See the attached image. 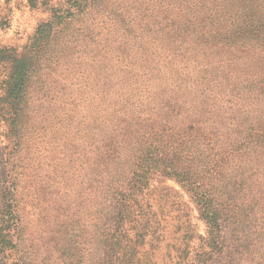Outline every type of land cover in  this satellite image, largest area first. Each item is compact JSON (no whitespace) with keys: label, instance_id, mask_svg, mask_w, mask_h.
<instances>
[{"label":"trees","instance_id":"16d2710c","mask_svg":"<svg viewBox=\"0 0 264 264\" xmlns=\"http://www.w3.org/2000/svg\"><path fill=\"white\" fill-rule=\"evenodd\" d=\"M30 4L48 18L23 48L0 46V264H19L44 144L93 222L79 264H151L139 248L161 220L134 200L159 167L208 223L191 251L182 221L172 264H264V0Z\"/></svg>","mask_w":264,"mask_h":264},{"label":"rangeland","instance_id":"374dc122","mask_svg":"<svg viewBox=\"0 0 264 264\" xmlns=\"http://www.w3.org/2000/svg\"><path fill=\"white\" fill-rule=\"evenodd\" d=\"M49 1L55 4L61 0ZM48 16L44 7L35 8L30 0H0V22H3L0 25V46L23 48L38 24ZM7 72V68L0 64V95L1 81ZM6 131L7 125L2 120L0 149L6 143ZM61 136V132L56 133V139ZM75 138L77 137L72 139ZM46 147L45 144L42 145L44 157L34 163L36 174L27 207L23 209L19 252L11 256V260L18 261L19 264H79L96 245L93 222L89 221L91 216L88 217L86 209L79 207L77 196L80 187L68 178L59 176L61 172L57 167V158L55 155L51 156L50 150H45ZM48 170L53 171L49 174L50 177L47 176ZM169 172L164 167L152 170L148 175V184L134 200V204L138 203L136 208L149 206L161 220L160 240L152 242L150 235L139 248L138 257L146 253L145 258L151 264H172L169 257L175 253L174 246L181 242L182 231H179V225L182 221L187 222L186 224L189 222L195 234V239L189 246L191 251L201 245L198 237L208 234V223L189 185L178 176L168 174ZM53 182L55 184L48 189ZM28 209L37 211V219ZM130 226L132 225H127ZM2 259L0 254V261Z\"/></svg>","mask_w":264,"mask_h":264}]
</instances>
